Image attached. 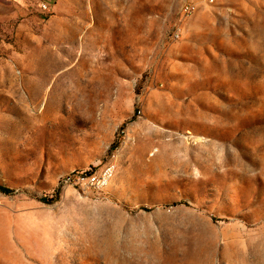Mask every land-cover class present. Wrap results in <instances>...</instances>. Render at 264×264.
Masks as SVG:
<instances>
[{
    "label": "rangeland",
    "instance_id": "rangeland-1",
    "mask_svg": "<svg viewBox=\"0 0 264 264\" xmlns=\"http://www.w3.org/2000/svg\"><path fill=\"white\" fill-rule=\"evenodd\" d=\"M0 186V264H264V0H0Z\"/></svg>",
    "mask_w": 264,
    "mask_h": 264
},
{
    "label": "built area",
    "instance_id": "built-area-1",
    "mask_svg": "<svg viewBox=\"0 0 264 264\" xmlns=\"http://www.w3.org/2000/svg\"><path fill=\"white\" fill-rule=\"evenodd\" d=\"M199 2H205L207 0H198ZM212 3L214 0H208ZM39 6L42 11H49L50 6L46 3L39 2ZM198 9L197 4L187 3L182 7V13L184 17L193 15ZM116 174V165L114 162H109L99 170H84L77 171L68 174L62 178L63 186H71L81 191L104 193L109 188Z\"/></svg>",
    "mask_w": 264,
    "mask_h": 264
},
{
    "label": "trees",
    "instance_id": "trees-1",
    "mask_svg": "<svg viewBox=\"0 0 264 264\" xmlns=\"http://www.w3.org/2000/svg\"><path fill=\"white\" fill-rule=\"evenodd\" d=\"M0 192L1 193H4V194H11L12 193V190L7 188V187H4V186H0Z\"/></svg>",
    "mask_w": 264,
    "mask_h": 264
}]
</instances>
